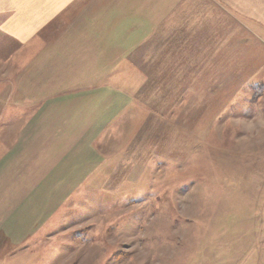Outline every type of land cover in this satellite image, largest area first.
<instances>
[{"label": "rangeland", "instance_id": "374dc122", "mask_svg": "<svg viewBox=\"0 0 264 264\" xmlns=\"http://www.w3.org/2000/svg\"><path fill=\"white\" fill-rule=\"evenodd\" d=\"M260 17H242L249 34L226 48L243 59V76L186 79L183 92H166L160 78L142 88L136 80L121 95L118 126L56 124L53 134L80 142L96 134L69 144L71 153L35 139L5 158L8 137L36 131L25 125L36 108L0 96L15 124L0 126V264H264ZM17 52L0 34V87L17 79Z\"/></svg>", "mask_w": 264, "mask_h": 264}, {"label": "crops", "instance_id": "0c3cea01", "mask_svg": "<svg viewBox=\"0 0 264 264\" xmlns=\"http://www.w3.org/2000/svg\"><path fill=\"white\" fill-rule=\"evenodd\" d=\"M261 9L264 0H0V34L18 46L12 59L17 58L19 67L11 87H0V96L23 100L27 111L36 108V118L46 112L25 124L36 131L7 138L11 144L5 146L4 157L17 150V143L35 139L51 144L43 150L65 143L71 153L69 144L87 142L89 136L92 141L100 127L118 126L121 95L125 88L134 90L136 80L142 88L160 78L166 92H183L186 79L243 76V59H234L226 48L233 47L232 40H241V34H249L242 17L256 19L259 12L264 23ZM233 26L240 31L234 32ZM4 61L9 63V58ZM66 99L74 105L68 107ZM5 101H0V121L6 120ZM53 112L60 118H52ZM64 118L70 128L85 124L93 132L81 142L53 134ZM14 120L23 126L22 118ZM6 121L0 126L15 125ZM242 121L236 120L235 126ZM58 139L62 142L56 143Z\"/></svg>", "mask_w": 264, "mask_h": 264}]
</instances>
